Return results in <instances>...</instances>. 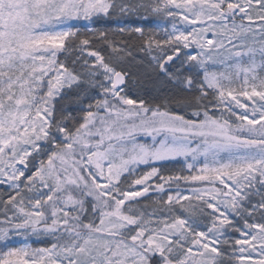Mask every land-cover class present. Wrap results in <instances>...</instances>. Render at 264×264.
I'll return each instance as SVG.
<instances>
[{
    "label": "snow or ice",
    "instance_id": "6c2138e0",
    "mask_svg": "<svg viewBox=\"0 0 264 264\" xmlns=\"http://www.w3.org/2000/svg\"><path fill=\"white\" fill-rule=\"evenodd\" d=\"M0 264H264V0H0Z\"/></svg>",
    "mask_w": 264,
    "mask_h": 264
},
{
    "label": "rangeland",
    "instance_id": "374dc122",
    "mask_svg": "<svg viewBox=\"0 0 264 264\" xmlns=\"http://www.w3.org/2000/svg\"><path fill=\"white\" fill-rule=\"evenodd\" d=\"M161 35H162V33H161ZM157 87H158V88H163L164 86L161 84V85H157ZM131 88H132V91H131V94H132V95L135 96L137 93H139V94H141V95L143 94L142 91H141V92H137V90L140 89V88H139V86H137L135 83L132 84ZM33 246H40V245H39V244H36V243L34 242Z\"/></svg>",
    "mask_w": 264,
    "mask_h": 264
},
{
    "label": "trees",
    "instance_id": "16d2710c",
    "mask_svg": "<svg viewBox=\"0 0 264 264\" xmlns=\"http://www.w3.org/2000/svg\"><path fill=\"white\" fill-rule=\"evenodd\" d=\"M149 87H151V86H149ZM137 92H141V89H138Z\"/></svg>",
    "mask_w": 264,
    "mask_h": 264
}]
</instances>
